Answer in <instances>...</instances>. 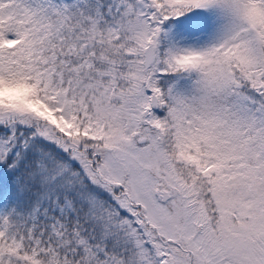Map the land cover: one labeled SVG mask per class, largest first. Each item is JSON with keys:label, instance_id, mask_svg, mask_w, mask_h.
Returning <instances> with one entry per match:
<instances>
[{"label": "snow or ice", "instance_id": "snow-or-ice-1", "mask_svg": "<svg viewBox=\"0 0 264 264\" xmlns=\"http://www.w3.org/2000/svg\"><path fill=\"white\" fill-rule=\"evenodd\" d=\"M0 264H264V0H0Z\"/></svg>", "mask_w": 264, "mask_h": 264}]
</instances>
